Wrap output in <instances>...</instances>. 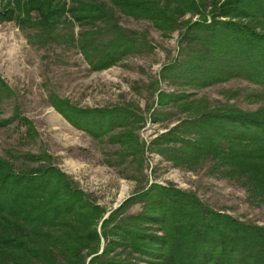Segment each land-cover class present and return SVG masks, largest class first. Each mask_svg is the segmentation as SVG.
I'll list each match as a JSON object with an SVG mask.
<instances>
[{"label":"trees","instance_id":"16d2710c","mask_svg":"<svg viewBox=\"0 0 264 264\" xmlns=\"http://www.w3.org/2000/svg\"><path fill=\"white\" fill-rule=\"evenodd\" d=\"M115 13L146 21L163 37L177 33L179 58L160 78L167 74L168 84L185 91L158 92L157 100L185 116L150 141L151 151L186 169L207 162L208 174L236 183L249 205L264 207V0H0L1 23L31 29L40 43L71 45L91 71L146 45L144 35L117 25ZM73 24L83 28L76 37ZM60 25L66 31L59 33ZM231 79L257 88L247 97L263 104L245 111L187 92ZM6 93L0 79V96ZM47 102L95 138L129 127L111 141L122 155L141 154L132 111L79 108L53 93ZM17 118L25 135L34 133L19 116L0 119V128ZM8 157L39 164L17 171L0 157V264H264V226L214 210L193 192L152 182L101 220L104 210L73 188L48 156ZM133 206L138 211L128 212Z\"/></svg>","mask_w":264,"mask_h":264},{"label":"rangeland","instance_id":"374dc122","mask_svg":"<svg viewBox=\"0 0 264 264\" xmlns=\"http://www.w3.org/2000/svg\"><path fill=\"white\" fill-rule=\"evenodd\" d=\"M115 19L123 29L144 35L146 45L141 52L125 55L99 71H91L71 45L54 41L40 43L31 29L19 28L14 22H0V79L10 90V95L0 96V119L22 117L28 122L26 127L34 131L30 137L25 135V127L19 124L18 118L0 128V157L45 154L48 163L64 173L73 188L104 210L101 220L134 191L154 182L193 192L214 210L264 226V207L249 205L243 188L236 183L208 174L207 162L186 169L173 166L151 151L150 141L185 116L170 104L159 105L157 100L158 92L185 91L168 84L167 74L163 73L164 80L160 78L163 67L179 58L177 33L163 37L146 21L119 13H115ZM81 30L82 27L71 25L74 37ZM63 31L66 30L60 25L58 32ZM254 90L257 88L243 80L231 79L187 92L212 105L227 102L251 111L263 104L247 97ZM229 92L236 95L228 99ZM49 93L79 108L120 107L132 111L137 117L132 122V133L142 144L141 154L122 155L119 143L111 141L112 136L129 127L113 128L92 137L71 126L49 106ZM10 161L17 171L39 164ZM136 211L138 206L128 210ZM102 244L101 241L97 254Z\"/></svg>","mask_w":264,"mask_h":264}]
</instances>
